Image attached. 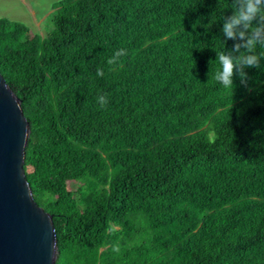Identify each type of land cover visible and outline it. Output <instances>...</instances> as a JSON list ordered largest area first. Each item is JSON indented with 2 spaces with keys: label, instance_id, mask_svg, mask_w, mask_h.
Masks as SVG:
<instances>
[{
  "label": "trees",
  "instance_id": "1",
  "mask_svg": "<svg viewBox=\"0 0 264 264\" xmlns=\"http://www.w3.org/2000/svg\"><path fill=\"white\" fill-rule=\"evenodd\" d=\"M240 6L60 0L46 36L0 17L56 264H264V69L215 80L219 55L239 59L264 29L258 16L227 38Z\"/></svg>",
  "mask_w": 264,
  "mask_h": 264
},
{
  "label": "water",
  "instance_id": "2",
  "mask_svg": "<svg viewBox=\"0 0 264 264\" xmlns=\"http://www.w3.org/2000/svg\"><path fill=\"white\" fill-rule=\"evenodd\" d=\"M29 133L21 100L0 74V264H56L52 216L36 203L25 176Z\"/></svg>",
  "mask_w": 264,
  "mask_h": 264
},
{
  "label": "clouds",
  "instance_id": "3",
  "mask_svg": "<svg viewBox=\"0 0 264 264\" xmlns=\"http://www.w3.org/2000/svg\"><path fill=\"white\" fill-rule=\"evenodd\" d=\"M258 16L264 17V0H242L238 14L224 25L223 31L226 37L233 38L237 26L241 23L250 25L257 20ZM258 44H264V29L260 27L256 28L252 38L247 41L248 52L244 56L237 59L222 52L219 55L221 69L215 74L216 82L225 88L236 87L237 74L243 76L251 69H264V52L257 51ZM123 54L124 52L121 50L117 56ZM247 79L250 80V77ZM240 86L247 88V83ZM99 103L103 106L108 103V100L105 96H100Z\"/></svg>",
  "mask_w": 264,
  "mask_h": 264
},
{
  "label": "rangeland",
  "instance_id": "4",
  "mask_svg": "<svg viewBox=\"0 0 264 264\" xmlns=\"http://www.w3.org/2000/svg\"><path fill=\"white\" fill-rule=\"evenodd\" d=\"M60 0H0V17L19 21L41 36L53 29L54 5ZM74 182H70L72 186Z\"/></svg>",
  "mask_w": 264,
  "mask_h": 264
}]
</instances>
